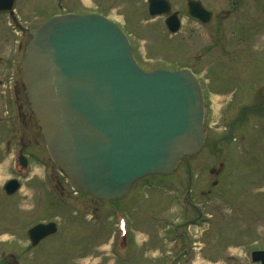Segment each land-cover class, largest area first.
I'll return each instance as SVG.
<instances>
[{
  "label": "rangeland",
  "instance_id": "1",
  "mask_svg": "<svg viewBox=\"0 0 264 264\" xmlns=\"http://www.w3.org/2000/svg\"><path fill=\"white\" fill-rule=\"evenodd\" d=\"M172 1L181 18L180 29L173 34L165 29L163 16H147L146 0H14L13 16L0 13V37L5 33L15 39L17 22L25 31L55 13L95 11L118 22L142 69L188 66L196 73L204 94L207 133L204 147L181 160L170 176L141 179L121 202L132 229L128 230L126 220L127 255L115 257L119 232L115 202L71 190L25 104L22 111L28 122L16 135L23 137L25 153L32 158L28 168L18 165L8 99L17 80V69L10 63L14 43L9 42V49L4 44L0 49V254L5 255L0 264H162L165 254H177L185 247L188 255L177 257L174 264H193L196 255L209 260L201 264L220 260L250 264L246 253L264 249V102L259 92L264 86V0H238L236 7L227 5V0H204L216 13L207 25L183 14L186 0ZM21 171L19 189L5 198L3 182ZM46 221H55L57 232L31 246L26 230ZM168 234L171 238L166 239ZM192 235L198 237L195 249L189 243L195 239ZM110 239L114 243L109 245ZM11 252L17 262L10 260Z\"/></svg>",
  "mask_w": 264,
  "mask_h": 264
},
{
  "label": "water",
  "instance_id": "2",
  "mask_svg": "<svg viewBox=\"0 0 264 264\" xmlns=\"http://www.w3.org/2000/svg\"><path fill=\"white\" fill-rule=\"evenodd\" d=\"M159 3L149 11L161 12ZM30 32L25 96L51 158L76 189L120 198L136 179L169 174L202 146V96L189 70H141L120 29L95 13L54 16ZM54 229L37 224L28 234L35 242Z\"/></svg>",
  "mask_w": 264,
  "mask_h": 264
},
{
  "label": "flooded vegetation",
  "instance_id": "3",
  "mask_svg": "<svg viewBox=\"0 0 264 264\" xmlns=\"http://www.w3.org/2000/svg\"><path fill=\"white\" fill-rule=\"evenodd\" d=\"M247 1V0H246ZM245 2V0H243L242 1V3H244ZM231 4H233V5H237L238 4V0H233V1H231ZM21 45H22V42L17 46V49H16V52H19V50H20V48H21ZM13 55H16V54H13ZM2 61V60H1ZM14 61H12L11 63H13ZM0 82H1V80H0ZM18 93V89H17V91H16V94ZM26 116V115H25ZM214 171V170H213ZM219 171V169L218 170H216L215 172H218Z\"/></svg>",
  "mask_w": 264,
  "mask_h": 264
}]
</instances>
